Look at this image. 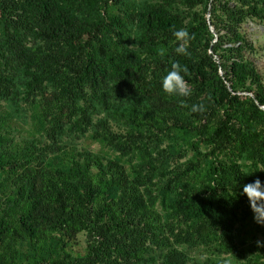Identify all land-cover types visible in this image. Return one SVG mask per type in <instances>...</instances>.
I'll return each instance as SVG.
<instances>
[{
	"label": "rangeland",
	"instance_id": "374dc122",
	"mask_svg": "<svg viewBox=\"0 0 264 264\" xmlns=\"http://www.w3.org/2000/svg\"><path fill=\"white\" fill-rule=\"evenodd\" d=\"M78 2L84 18L97 14L103 22L101 32L87 38L91 40L90 51L85 53L102 68L99 79L91 78L80 94L77 92L83 100H74L72 105L64 99L63 89L70 88L75 94L69 79L79 71L77 62L70 70L63 66L30 83L31 103L27 101L30 96L22 95L24 100L18 102L16 113L9 115L8 124H0V130L15 128L12 144L18 154L26 146L36 149L38 157L31 158L30 165L38 176L65 169L82 155L99 164L113 163L122 177L120 186L109 191L105 186L108 174L100 175L95 168L90 171L93 182L106 189L98 194L99 202L102 197H116L131 188L139 210L155 221L175 218L173 201L180 193L207 195L208 186L213 185L212 167L224 165L227 173L215 192L230 195L225 196L228 207L224 213L232 227L234 245L243 250L250 242L257 245V240L264 241V225L254 221L249 201L242 194L243 186L256 178L264 182L263 168L250 159L256 130L250 108L256 104L255 93L264 97V19L245 18L238 24L242 65L251 66L257 77L251 84L245 80L234 91L215 64L202 61V48L190 56L175 51L179 42L174 30L189 31L191 27L197 39L204 38L207 30L214 39L203 0ZM152 14L165 19L167 25L148 26L146 20ZM43 37L31 34L25 41L33 47L32 43L41 42ZM85 37V33L75 32L76 45L87 42ZM161 48L165 50L163 56L159 54ZM173 62L188 68L187 74H181L192 88L189 97L169 96L162 89V79ZM181 100L189 107H181ZM193 104H203L206 110L191 112ZM3 108L1 103L0 110ZM259 108L264 109V104ZM28 141L34 145L29 146ZM30 180L24 169L0 170V220L15 223L17 208L38 200L27 188ZM177 223L180 243L192 247L190 232L195 221ZM83 240L84 233L77 232L78 250ZM14 245L11 256L0 248V264H31L33 249L25 241L16 240ZM38 247L41 252L48 250L47 242Z\"/></svg>",
	"mask_w": 264,
	"mask_h": 264
},
{
	"label": "trees",
	"instance_id": "16d2710c",
	"mask_svg": "<svg viewBox=\"0 0 264 264\" xmlns=\"http://www.w3.org/2000/svg\"><path fill=\"white\" fill-rule=\"evenodd\" d=\"M203 2L208 7L215 36L212 39L205 30L204 38L197 39L190 27L188 32L194 39L189 42L188 52L194 55L202 48V61L215 64L234 91L245 80L251 84L257 75L251 66L242 65L243 44L237 27L245 18L264 19V0ZM79 9L78 0H0V104H4L0 124L7 123L9 115L16 113L18 102L24 100L22 95L30 96L27 101L31 103L33 93L29 84L44 73L51 70L56 73L63 66L70 70L71 64L78 63L79 71L69 79L75 94L70 88L63 89L64 99L70 105L74 100H83L77 92L80 94L91 78L99 79L102 68L85 53L90 51L91 40L87 38L101 32L103 22L97 14L84 18ZM146 22L148 26L167 25L165 19L155 14ZM75 32L85 33L87 42L76 45ZM31 34L44 37L31 47L25 41ZM254 99L256 104L251 105L250 118L256 130L250 159L253 165L264 169V109L259 108L264 97L255 93ZM14 129L9 126L0 130V170L24 169L31 178L27 188L37 194L38 200L19 206L15 223L0 220V248L11 252L9 256L15 251L17 240L25 241L33 249L31 264H264V250L254 242L239 250L231 239L232 227L227 225L224 213L228 207L225 196L230 195L215 192L227 173L224 165L212 167L213 185L208 186L207 195L180 193L174 199L177 210L174 219L148 220L139 210L131 188L122 189L116 197H102L99 202L98 194L106 189L93 182L90 171L95 168L100 175L108 174L105 186L109 191L120 186L118 181L122 177L113 163L99 164L82 155L65 169H53L38 176L36 168L30 165L38 152L26 146L18 154V148L12 144L17 134ZM186 220L196 224L190 232L192 247L179 241L177 222ZM77 232L84 233L81 250L75 247ZM46 242L48 250L39 251V243Z\"/></svg>",
	"mask_w": 264,
	"mask_h": 264
},
{
	"label": "clouds",
	"instance_id": "9594fccd",
	"mask_svg": "<svg viewBox=\"0 0 264 264\" xmlns=\"http://www.w3.org/2000/svg\"><path fill=\"white\" fill-rule=\"evenodd\" d=\"M173 35L179 42L178 47L175 51L178 54L190 56L188 52V46L191 39L194 36H190L189 32L181 28L179 30H174ZM165 50L161 48L159 54L164 55ZM187 74V66H181L178 62H173L171 65V70L163 77L161 86L164 93L169 96L176 95L179 97H189L192 94V88L185 80L184 75ZM181 107L187 108L188 104L184 101H180ZM191 112H204L206 109L203 104H193L191 106ZM264 171V169H261ZM243 195H245L249 201V206L253 212L254 221L257 224L264 225V182L259 178L254 181L247 183L243 186ZM258 247H264V241H256Z\"/></svg>",
	"mask_w": 264,
	"mask_h": 264
}]
</instances>
